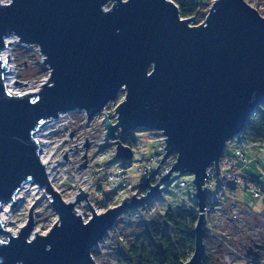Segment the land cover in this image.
Segmentation results:
<instances>
[{
    "label": "water",
    "instance_id": "1",
    "mask_svg": "<svg viewBox=\"0 0 264 264\" xmlns=\"http://www.w3.org/2000/svg\"><path fill=\"white\" fill-rule=\"evenodd\" d=\"M209 11L204 23L192 26L194 18H182L170 0H0V209L11 204L12 210L19 191L36 184L52 194L59 215L49 233L35 238V204L17 236L0 221V264H96L92 251L118 218L158 198L174 172L194 176L200 209L194 254L181 264H203L207 170L215 164L220 174L227 144L244 135L264 105V16L246 0H218ZM12 35L37 45L50 70L36 92L8 90L9 57L2 51ZM122 90L117 122L106 115L101 124L105 140L117 146L115 157L133 159L119 130L150 129L164 135L165 158L176 154L177 162L158 185L143 179L137 188H149L145 196L104 213L93 210L80 188L76 202L67 203L48 180L36 134L70 111L84 110L91 122ZM84 199L93 213L85 222L75 213ZM248 255L259 254L251 249Z\"/></svg>",
    "mask_w": 264,
    "mask_h": 264
},
{
    "label": "rangeland",
    "instance_id": "2",
    "mask_svg": "<svg viewBox=\"0 0 264 264\" xmlns=\"http://www.w3.org/2000/svg\"><path fill=\"white\" fill-rule=\"evenodd\" d=\"M170 1L173 2V0ZM193 1L203 5L201 11L204 15L201 14V16H204V20L202 21L204 23L210 12L209 10L215 2L214 0ZM246 1L251 6L255 2L254 0ZM2 2L9 3L10 0H2ZM112 6L113 4L109 3L106 9L110 10ZM256 9H258L260 15L263 17L264 0H259V5ZM195 21L196 18L191 22L192 26L202 24L197 25ZM8 39L9 41H17L9 47L12 50L10 59L13 72L17 75L16 84L19 85L17 91L19 94L36 92L47 81L50 75V70L45 65L44 57L39 47L34 45L32 49L30 46L20 43L19 38L15 35H12ZM126 94L127 91L122 90L117 100L109 104L108 109L103 114L94 117L91 122H88L83 111H70V113L64 114L65 116L61 120L52 121L54 124L48 122L49 126L47 124L41 127L42 129L48 126L45 131V143L42 145L52 155L53 163L51 165L56 166L57 172L54 182L57 187V192L61 194L66 202L73 200L76 202L77 195H80L82 192L88 193L87 200L93 210L97 213H104L108 209L115 208L118 205L130 201L136 193L137 190L134 189H137L141 181L139 178V168L133 165L131 166L130 163L126 164L125 161L118 160L115 157L117 147L112 145L113 142H107L105 140L106 130L104 125H101L106 115L114 119L116 115L115 110L124 101ZM130 134L138 141V145L144 146L142 150L144 156L163 154L164 143L161 140L162 134L159 131L137 129L136 131L130 132ZM243 137L244 135L241 134L229 141L225 149L226 155H232L234 153L233 141H239ZM138 154L139 151L137 150L136 157L133 159L134 162L137 161ZM246 154L249 158V151H246ZM85 155L87 156L86 159H84ZM260 160L264 163V158H260ZM124 164L125 166H123ZM248 169L252 174L251 176L264 189V168L261 169L259 165L256 168H252L250 165L246 171ZM193 179L194 176L188 173L182 176L178 173H173L172 179L169 182L170 191L165 192L163 198L172 203L171 205L175 207L179 206V199L175 194L176 191H182L186 197H190L194 191ZM182 180L187 183V187L179 189L178 184ZM244 187L245 185L240 186L238 196L240 201L248 204L252 200V196L245 193ZM79 188L82 192H80ZM88 202L84 199L80 201L81 206L79 203L77 207L75 206L82 214L80 216H82L84 222L88 221L93 214L91 213ZM254 202L255 204L250 208L252 213H249L247 218H249V225L253 226V230H250L251 234L255 240L261 243L260 245L263 244L259 254L264 256V198L260 197L259 199H255ZM34 204L35 207L32 213V216H34L33 238H35L36 233L39 235L49 233L54 223L59 220V215H57L53 204L47 196L44 193L35 194V191L30 189L26 198L16 204L12 210L14 223H11L9 227L13 231L18 232V235L23 226L28 224L30 219L29 213ZM128 215H131V212ZM254 217L258 218V220H254ZM156 218L158 217H154V220ZM143 221L136 222L131 220V217L129 222L118 221L114 231L117 235H119L118 232L125 234L126 242L123 243L116 240L110 242L109 239L100 242L98 247L92 251V257L96 264H119V250H124L125 247L134 241L138 232L142 230L141 226L144 223ZM145 222H147V219ZM213 233L222 235L223 232L217 229ZM214 234L207 229L204 232L205 253L210 263L224 264L222 253L216 252L217 241ZM258 234H261V238H259L260 236ZM3 239L4 241H8L6 237ZM247 242L249 243V241ZM255 249L253 248L252 251L258 252Z\"/></svg>",
    "mask_w": 264,
    "mask_h": 264
},
{
    "label": "built area",
    "instance_id": "3",
    "mask_svg": "<svg viewBox=\"0 0 264 264\" xmlns=\"http://www.w3.org/2000/svg\"><path fill=\"white\" fill-rule=\"evenodd\" d=\"M126 1V0H125ZM218 0H214L216 3ZM253 7L256 9L259 5V0H254ZM111 3V2H110ZM109 6V5H108ZM107 7V6H106ZM105 7V10H107ZM258 10V9H257ZM108 11V10H107ZM115 102V101H113ZM111 102V103H113ZM110 103V104H111ZM109 104L103 109L100 113L103 114L108 109ZM80 111V110H76ZM86 115L84 110H81ZM66 114V113H64ZM58 121L62 118V115ZM65 116V115H64ZM88 119V115H86ZM104 119V118H103ZM112 124L114 125L118 120V114L113 118H110ZM56 121V120H53ZM52 122V121H51ZM103 122V120H102ZM88 124V123H87ZM41 130V129H40ZM39 133V132H38ZM38 134H36L37 137ZM118 140L124 145L128 146L133 151V159L136 157V151H139L137 161L134 162L133 159L125 161L126 164L130 163L131 166H135L139 168V175H140V183L146 182L150 178V186H155L161 183L163 176L169 174L171 169L174 167L173 165L177 162V155L171 154L170 157L165 158V150L163 149L162 155H151V156H144L142 150L144 149L143 145H138V141H136L134 136H130L128 134L123 135L122 132L119 130L117 132ZM162 142L164 143L165 137L162 134ZM241 142L239 143L238 147L234 150V155H226L221 158L220 160V174L217 175L215 172V164L207 170V176L205 180V185L207 189V205L205 210V223H204V230L206 229L213 233L214 230L222 231L221 234H214L217 247L216 252L222 253L223 263L224 264H264V256H261L260 250L256 248V246H263L260 245L257 240H255L254 236L251 234L250 230H253V226L249 225V218H247L250 211L251 206L255 204L254 200L259 199L260 197L264 198V189L262 185H260L256 180H248L245 181L243 171L247 169L251 165V162L246 154V151L252 152L254 150H262L264 152V141L252 143L245 139L244 137L241 138ZM112 145H115L112 143ZM228 145V144H227ZM165 147V145L163 144ZM114 147H117L116 145ZM154 153V150H153ZM259 156L256 158L258 161ZM164 160V161H163ZM163 161V162H162ZM258 165L260 168L264 166V163L258 161ZM159 168V169H158ZM158 170L157 175L151 176L154 171ZM177 173V172H174ZM179 174V173H178ZM171 174V179H172ZM146 179V180H143ZM170 179V181H171ZM161 181V182H160ZM161 183L160 189V196L156 199H153L150 203H147L139 208H136V211L131 212V215H122L118 218V221L129 222L130 217L131 220L139 222L140 220H144L142 223V228L145 227L147 222H150L154 219V217H159L162 214H165L169 210H188L190 213L194 214L197 218L200 215V209L198 207L199 198L196 196V187L193 184L194 191L190 197H186L184 192L176 191L177 198L179 199V206L175 207L171 205L167 199L163 198V194L165 192L170 191L169 182ZM241 185H245L244 190L245 193L252 196V200L249 201L248 204L243 203L240 201L238 196L239 188ZM187 187V183L182 180L178 184L179 189H183ZM137 190L134 195L138 198L145 196L150 189H134ZM144 190V191H142ZM133 195V196H134ZM132 196V197H133ZM131 200V199H130ZM153 218V219H152ZM118 221L116 222L118 224ZM116 224V225H117ZM116 225L108 231L107 236L104 238L109 239L110 242L116 240L118 242H126L125 234L122 232H118L117 235L114 231ZM114 232V233H113ZM113 233V234H112ZM244 234L249 237V243L247 241L244 244H233L231 243L230 238L239 240L242 238ZM261 238V234H258ZM103 240V241H104ZM102 241V242H103ZM247 242V243H246ZM255 246V247H254ZM256 248L255 250L258 251V257L249 256V250Z\"/></svg>",
    "mask_w": 264,
    "mask_h": 264
},
{
    "label": "trees",
    "instance_id": "4",
    "mask_svg": "<svg viewBox=\"0 0 264 264\" xmlns=\"http://www.w3.org/2000/svg\"><path fill=\"white\" fill-rule=\"evenodd\" d=\"M173 2H176L179 6L182 18H196L195 23L197 25L204 20V16H201L203 5L193 0H173ZM244 130V138L248 141L252 143L264 141V105L258 107ZM133 211H136V209L129 210L124 215H128L129 212L133 213ZM254 220H258V218L254 217ZM197 222V217L185 209H172L155 220L146 222L145 227L138 232L134 241L124 250H119V264L185 263L194 254L196 245L195 226ZM248 240L249 237L244 234L239 240L230 238L229 241L233 244H244ZM208 259V256H206L203 264H212Z\"/></svg>",
    "mask_w": 264,
    "mask_h": 264
},
{
    "label": "bare ground",
    "instance_id": "5",
    "mask_svg": "<svg viewBox=\"0 0 264 264\" xmlns=\"http://www.w3.org/2000/svg\"><path fill=\"white\" fill-rule=\"evenodd\" d=\"M7 41V48L4 49L2 52V58L6 61L7 58L8 60L6 61L8 63V68L10 69L9 72L6 73V77H5V82H6V85L8 87V90L11 94H19V92L17 91V87L19 85L16 84L17 82V75L13 72V66H12V63H11V49L9 48L10 46L12 45H9V44H12L14 42H17L16 40H13V41H9V39L6 40ZM29 93H32V92H29ZM100 115V114H98ZM64 117V115H62V118ZM96 117V116H95ZM61 118V119H62ZM60 119V120H61ZM51 123V122H50ZM52 124H54V122H52ZM49 126V124H48ZM48 126H46V128H42L38 135H37V139H39L41 145L43 143H45V135H46V130L48 128ZM41 160H43V163L45 165H47V174H48V180L49 182L51 183V185L53 186V188L57 191V187L55 185V182L54 180L56 179V176H57V172H56V166L54 165H51L52 162V155L50 154L49 150L48 149H45V146H41ZM30 189H33L35 191V194H40V193H44L47 198L52 202V194L46 192V189L45 188H42L41 186L39 187L38 185L36 184H29V185H26L21 191H19L18 193V196L16 197V201H18L16 204H18L21 200L19 199H22L24 200L27 196V193L29 192ZM67 203H70V204H73L75 203V201H69ZM76 207L78 206V204L75 205ZM11 205H3V207L0 209V221L2 222V225L3 227L11 233V235L15 236V235H18V232H15L12 230L11 227H9V225L11 223H14L13 221V209L11 210ZM75 213L78 214V215H82L78 208H75ZM45 235V234H43Z\"/></svg>",
    "mask_w": 264,
    "mask_h": 264
},
{
    "label": "crops",
    "instance_id": "6",
    "mask_svg": "<svg viewBox=\"0 0 264 264\" xmlns=\"http://www.w3.org/2000/svg\"><path fill=\"white\" fill-rule=\"evenodd\" d=\"M241 140V139H240ZM233 141V152H234V150L238 147V145H239V143L241 142V141ZM232 152V153H233ZM232 155H234V153L232 154ZM259 156V158H258V161H261L260 160V158H264V152L262 151V150H260V149H258V150H254V151H252V152H249V158H251L250 159V162H251V166H252V168H256L257 167V165L259 164L258 163V161H256V158ZM264 168V167H263ZM250 170L248 169V171H246V170H244L243 171V173L242 174H244V178H245V181H247L248 182V180H255L251 175V173L249 172ZM244 172H246V173H244Z\"/></svg>",
    "mask_w": 264,
    "mask_h": 264
}]
</instances>
